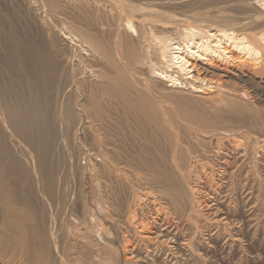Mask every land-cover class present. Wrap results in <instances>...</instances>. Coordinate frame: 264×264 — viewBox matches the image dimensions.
<instances>
[{
    "label": "bare ground",
    "instance_id": "bare-ground-1",
    "mask_svg": "<svg viewBox=\"0 0 264 264\" xmlns=\"http://www.w3.org/2000/svg\"><path fill=\"white\" fill-rule=\"evenodd\" d=\"M56 1L48 4L51 10H56ZM65 1L62 0L64 7ZM245 1H252L249 7L255 11L236 17L227 28L212 31L190 26L183 28L177 38L170 37L154 24L146 27V23L134 24L131 20H126L125 24L119 22L121 28L108 23H99L104 26L99 27L92 18L87 20L89 27L73 25L78 38L73 32L69 35L78 39L82 51L90 58L87 80L84 76V80L76 81L71 76L69 80L62 78L64 71L59 58L36 45L30 46L25 55L10 51L12 58H0V264L51 262L52 234L45 225L32 226L31 196L43 194V190L44 195L48 194L66 207L65 198L70 192L60 184L63 179L69 181L71 174L65 169L52 174L45 171L55 140V125L52 112L48 116L44 105L55 95L54 110L60 108L69 112L68 127L74 122L73 116L86 117L85 101L81 103L72 98L76 93L87 98L94 111L101 99L112 102L117 113L106 125L110 141L101 148L104 158L100 164L107 173L113 174L118 186L116 206L107 211V215L114 224L117 218H125H122L123 229L118 224L115 226L121 232L117 234L121 249L117 264H181L177 254H184L191 264H207L212 225L209 205L215 202L217 206V194L226 183L224 179L236 176L234 169L229 170L239 168V161L231 163L227 156L229 149H237L228 136H240L245 140L244 147L250 146L249 149L254 139L264 141V110L261 107V111L252 115L238 114L234 120L226 119L220 112L213 118L203 113L191 120L178 121L162 112L157 97L177 87H186L188 94L213 87L231 96L244 95L250 88L255 92L260 84L264 87V0ZM242 30L247 33H240ZM239 53L241 55H237ZM215 56L225 60L237 58L239 62L231 67H220L212 64ZM49 108L52 111L51 103ZM78 135L77 132L76 139ZM235 140L241 142L239 137ZM124 151L132 158L125 165L129 174L122 173ZM58 158L57 166H64L65 161ZM249 161H245L247 165ZM10 164L18 165L17 172L23 175L22 180L29 188L20 208L15 197V172L9 170ZM36 170L41 178L33 182L31 177ZM208 194L212 196L208 198ZM41 205L46 204L43 201ZM217 209L214 207L213 211ZM101 230L106 236L107 229L102 227Z\"/></svg>",
    "mask_w": 264,
    "mask_h": 264
},
{
    "label": "rangeland",
    "instance_id": "rangeland-1",
    "mask_svg": "<svg viewBox=\"0 0 264 264\" xmlns=\"http://www.w3.org/2000/svg\"><path fill=\"white\" fill-rule=\"evenodd\" d=\"M51 1L0 0V58H12V55L9 54L10 51L21 56L25 55L30 46L36 45V47H41L49 53H55L54 55L59 58L64 71L61 77L69 80L71 76L74 81L78 78L81 80L86 78L87 80L89 74L87 65L91 63L90 58L88 59L86 52L82 51L78 39L76 40L73 36L76 35L75 27H89L88 18L95 20L98 25L99 23L103 25L108 23L114 27L119 26V22L125 24L130 20L134 24L137 22L146 23V27L154 24V26L167 31L170 37L177 38L181 36L180 32L183 28L191 26L203 30H222L232 24L236 17L255 11V9L249 7L252 1L245 0H66L67 6L65 5V7L62 0H54L58 5L63 6V9L57 5L56 10L52 9L53 11L48 5ZM75 2H77V5ZM78 5L79 7H77ZM92 10L94 11L92 12ZM41 21L43 23H40ZM73 25L75 27H72ZM103 25H99V27H104ZM69 32L74 34L71 35L70 33L69 35ZM240 33L246 34L247 32L242 30ZM237 55L235 54V56ZM207 57L209 58V55ZM81 58L86 60L87 63ZM206 59H203L202 63ZM234 59L225 60L215 56L212 64H217L220 67H231L239 62L237 58ZM233 61L237 62L234 63ZM232 63L233 65H231ZM76 66L79 69L75 68ZM83 76L84 79H82ZM157 86L161 87L160 84H157ZM204 86L207 87V85ZM257 87L255 92L250 88L244 95L236 94L239 95L238 97L236 95L231 96L230 93H228V96V94H224L227 92L213 87L211 89L207 88L206 91L203 90L204 92L201 93L191 91V94H188L190 91L186 87L170 88L171 90L162 92L157 97V103L165 115H171L178 121L191 120L203 113L213 118L220 112L224 113L221 114L226 119L234 120L238 114L252 115L254 112L261 111V107L264 110V87L261 84ZM72 98H77L81 103L85 101L83 111H85L86 117L73 116L74 122L73 124L71 122L68 127L66 120L67 117L71 118L69 112L60 108L54 110L55 95L54 98L50 97L44 105L47 108L45 113L48 116L52 112L53 125H55L53 134L55 140L54 143L52 141L51 155L45 171L52 174V172H62V169H65L68 173L70 172L69 181L63 179L60 184L62 189L66 186L65 190L68 193L70 192L65 198L66 207H62L56 199L50 198L48 194L44 195L42 190L43 194L31 196L33 199L31 224L32 226L36 224L39 227L45 225L46 229L52 234L53 245L50 254L52 263L50 262V264H117V259L121 258L117 234L121 232L115 226L118 224L123 229L125 224H123L122 218H125L123 216L117 218L116 224H114L107 215V211H112L113 207L116 206L115 197H117L118 186L113 174L107 173L100 166L104 158L101 148L104 149L106 141H110L107 136L106 125L110 119L117 116L116 109L113 108L114 104L112 102L98 99V106L94 111L89 107L90 102L82 95L76 93L72 95ZM50 103L52 111L49 108ZM80 118H82L81 121ZM77 132L79 135L76 139ZM238 137L228 136L230 140L234 141L233 146L236 145L237 147V149H229L227 154L230 161L232 160L231 163L239 161V168L232 167L229 170L234 169L236 176L233 175V178L235 180L226 177L224 179L226 183H223L225 187L221 185L220 192H223L217 194L219 197L217 206L214 204L215 202H211V205H209V208H212V212L208 213L210 218L212 217L209 219L212 225L209 227L207 264H264V141L261 138L254 139L255 142L251 145L253 149H249L250 146L248 148L244 147L245 140L240 136ZM238 144L240 147L243 144L242 146L246 149L245 152H248V155L245 152L243 153L244 148L241 147V149ZM260 147L262 150H260ZM58 149H60L59 153ZM252 150L254 151L252 152ZM244 154L247 156L244 157ZM259 155L261 156L259 157ZM59 156L60 161H65L64 166H57ZM121 159L123 160L121 166L124 171L122 173L129 174L128 166L125 165L126 163L129 164L132 158L124 151ZM244 160L253 163L254 167L251 166L252 164L249 165V162L247 165ZM240 162H243L244 166ZM10 165L9 170L15 172L14 182L17 185L15 197L20 208L22 207L20 206L22 199L29 188L26 182L22 180L23 175L17 172L18 165ZM57 167L60 168L57 169ZM236 169H242V171ZM31 178L35 182L40 180L41 177L36 170ZM231 179L232 181H229ZM219 183L218 185H220ZM232 184L237 185V188L235 189L236 186ZM230 187L234 193L230 190ZM209 195H207L208 198L212 196ZM225 198H228L227 201ZM68 200H70L69 203ZM43 201L46 204L45 206L41 205ZM230 201L232 202L229 205ZM214 207L218 208L215 211L216 213L213 211ZM229 207L230 209H228ZM135 219H138V216ZM102 227H105L108 231L106 236L102 234ZM218 232L220 233L218 234ZM224 235L226 236L224 237ZM229 235L230 237H228ZM228 245L232 246L229 247ZM176 257L181 258V264H191L190 260H186L184 254H177ZM202 260L201 258L200 261ZM118 264H121V262Z\"/></svg>",
    "mask_w": 264,
    "mask_h": 264
}]
</instances>
